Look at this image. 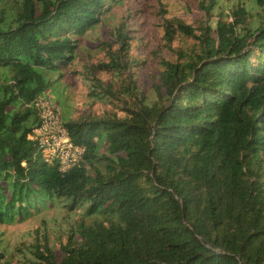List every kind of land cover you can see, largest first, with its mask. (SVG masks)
I'll return each instance as SVG.
<instances>
[{"label": "trees", "instance_id": "obj_1", "mask_svg": "<svg viewBox=\"0 0 264 264\" xmlns=\"http://www.w3.org/2000/svg\"><path fill=\"white\" fill-rule=\"evenodd\" d=\"M124 0H0V225L59 205L82 218L58 249L44 241L0 250V264H264V0H236L199 35L181 21L164 27L196 42L171 49L150 90H117L129 52L81 74L111 112L59 119L84 149L62 173L29 136L37 99H50L74 63L79 38ZM116 103H121L118 105Z\"/></svg>", "mask_w": 264, "mask_h": 264}, {"label": "rangeland", "instance_id": "obj_2", "mask_svg": "<svg viewBox=\"0 0 264 264\" xmlns=\"http://www.w3.org/2000/svg\"><path fill=\"white\" fill-rule=\"evenodd\" d=\"M236 0H124L115 5L101 18L100 23L79 38L74 63L55 85L50 100L57 104L61 116L76 120L86 115H102L114 109L109 100L94 101L81 74L87 65L107 63L109 55L119 52L117 30L128 38L129 52L122 63L123 74L119 80L108 73H99L97 79L104 85H113L117 90L121 81L132 80L137 89L147 93L160 71L161 61H173L171 49L189 52L196 42L176 34L171 45L166 41L164 27L168 22L181 21L195 30L214 25L218 15L228 13V7ZM121 105V103H116ZM80 212L68 213L59 205L41 210L36 216L13 225H0V250L18 256L44 241L49 247L58 249L68 234L79 222L86 224L91 219L82 218Z\"/></svg>", "mask_w": 264, "mask_h": 264}, {"label": "built area", "instance_id": "obj_3", "mask_svg": "<svg viewBox=\"0 0 264 264\" xmlns=\"http://www.w3.org/2000/svg\"><path fill=\"white\" fill-rule=\"evenodd\" d=\"M39 112L40 125L32 131L29 139L41 147V157L47 164H57L59 171L65 173L80 160L84 149L72 144L59 119L58 109L44 98L35 102Z\"/></svg>", "mask_w": 264, "mask_h": 264}]
</instances>
